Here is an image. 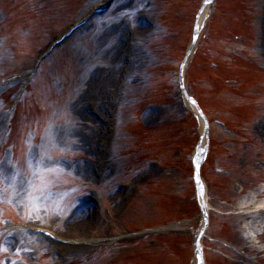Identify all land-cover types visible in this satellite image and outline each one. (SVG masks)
<instances>
[{
  "label": "rangeland",
  "instance_id": "rangeland-1",
  "mask_svg": "<svg viewBox=\"0 0 264 264\" xmlns=\"http://www.w3.org/2000/svg\"><path fill=\"white\" fill-rule=\"evenodd\" d=\"M102 1L0 0V84L6 80L16 84L15 76H25L24 70L33 68L52 40ZM203 1L141 0L132 11L134 0H117L95 28L44 61L39 80L31 86L29 76L20 85L32 89L24 98L18 96L17 102L25 103L15 117L0 112V167L9 175L19 169L15 188L7 193L0 190V264L96 262L95 251L104 248L117 264H193L191 245L203 222L193 204L195 189L185 160L194 151L201 129L196 125L195 132L177 146L175 126L184 111L177 104L178 93L169 92L168 86L190 45ZM145 19L154 24L152 36L147 35ZM211 22L193 64L201 61L196 70L202 78H190L189 83L211 120V154L203 169L212 213L203 242L206 264H264V257H255L264 250V237L257 250L241 237L249 225L247 211L264 204V190L258 189L264 183V130L257 128L264 117L263 0H219ZM126 44H132L129 66L120 53ZM238 52L253 60L245 58L255 75H245L243 67L235 64ZM207 59L237 72H228L223 80H235L240 96L227 91L228 85L222 84L220 90L214 86L207 77L210 69L202 65ZM247 82L251 86H245ZM251 104L254 109L248 107ZM90 108L104 116L113 113L112 134L103 124L87 120ZM218 120L230 129L217 126ZM170 123L173 126L155 132L147 129ZM8 135L9 147L4 150ZM52 140L71 151L61 155ZM29 149L36 158L34 165L50 155L52 159L43 163L55 171L30 170ZM175 150L183 152L178 159ZM96 173L103 176L101 182ZM4 187L0 182V189ZM93 198L100 203L98 213L83 230H76L79 216L92 210L83 201ZM246 198L249 209L241 210ZM28 226L90 246L51 248L19 231L16 237L23 240L12 250L8 237ZM137 230L140 235L131 236ZM120 242H125L123 248L114 250ZM183 245L179 254L177 248Z\"/></svg>",
  "mask_w": 264,
  "mask_h": 264
},
{
  "label": "snow or ice",
  "instance_id": "snow-or-ice-1",
  "mask_svg": "<svg viewBox=\"0 0 264 264\" xmlns=\"http://www.w3.org/2000/svg\"><path fill=\"white\" fill-rule=\"evenodd\" d=\"M206 2H211V0H206ZM66 123H67V121H66ZM46 139H49V138H46ZM51 143L53 144V146L56 148V150L61 155H66L68 152L71 151V149L69 147L61 146L60 144L56 143L54 140H52ZM44 159L51 160L52 157L50 155L45 156L41 160L36 161V164L34 165L33 161L36 160V158L32 155L31 149H29L28 160H27L28 168L31 170L34 167H39L41 169V171H49V172L55 171V167H47L44 165V163H43ZM13 167H15V165ZM33 174L35 175L37 173L33 172ZM18 176H19V169L18 168L16 169V172L14 174L9 175L3 167H0V182L4 183L6 185V187H4L3 189H0V190L7 193L9 188L14 189L15 188V182H16V179Z\"/></svg>",
  "mask_w": 264,
  "mask_h": 264
},
{
  "label": "bare ground",
  "instance_id": "bare-ground-1",
  "mask_svg": "<svg viewBox=\"0 0 264 264\" xmlns=\"http://www.w3.org/2000/svg\"><path fill=\"white\" fill-rule=\"evenodd\" d=\"M113 50H115V49H113ZM91 118H87V120L88 121H91V122H93L94 123V120L92 121V119L90 120ZM92 217V214L91 213H88V216L87 217H85V216H79V218H78V220H77V223L74 225V228L76 229V230H83L86 226H88L87 224V222H88V220H89V218H91ZM90 221V220H89ZM90 223V222H89Z\"/></svg>",
  "mask_w": 264,
  "mask_h": 264
}]
</instances>
